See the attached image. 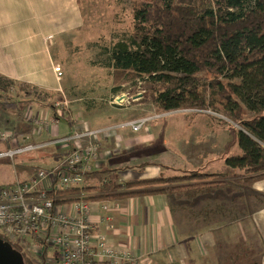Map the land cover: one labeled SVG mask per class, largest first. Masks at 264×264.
Masks as SVG:
<instances>
[{
    "label": "rangeland",
    "instance_id": "1",
    "mask_svg": "<svg viewBox=\"0 0 264 264\" xmlns=\"http://www.w3.org/2000/svg\"><path fill=\"white\" fill-rule=\"evenodd\" d=\"M145 2H149V0H79L83 25L72 34L65 36V41H68L67 38L71 41L69 45L67 43H52L50 47L53 54H56L58 58V60L52 61L50 70H54L52 67H56V65L61 67V74L53 72L58 80H61L59 83L63 86V91L46 92L26 81L27 79L21 80L22 78L20 77L9 78L13 80L14 85L5 92L6 96L18 100V103L17 108L11 112L8 110L9 106L3 111L0 107V133L5 134L7 139L10 140L13 134H16V127L15 129L13 128L14 125H17L15 121H19L18 131H26L25 121L31 127L33 125L34 129H37L40 121L47 117L45 113L49 114L50 121H54L55 125H57L58 121L62 123L68 118L71 125L74 124L75 130L57 139L58 141L70 143L68 148L62 150L63 157L68 153V150H72L76 145L93 143L97 146V149L90 159L92 161L98 156V147L102 143V140L104 141L107 135H111L110 137L116 140L118 133L113 135L116 129L127 126L124 129L135 131L131 134L135 143L134 145H137L134 149H140V146L148 147V151L151 148L168 149L171 152H167L168 156H171L172 159L177 158L181 160V162H175L173 159V163L166 157L165 161H160L159 165H164V174H184L196 170L199 172L215 173L219 176L224 174L231 177L235 176L237 170L233 169L227 159L241 154L234 128L237 127V124H234L228 118L212 109L198 110L197 114L193 113L194 109L159 113L152 97L154 84L149 80L141 81L136 79L123 83L120 86L121 90L117 93L112 88V68L108 64V49L117 39L130 35L133 7L135 4ZM15 30L19 32L18 28ZM38 32L45 33V30L33 26L29 27V30L28 28L25 29V34L30 37L38 34ZM51 37L52 35L48 36V38ZM60 61V64L57 63ZM18 84H20L21 89H19ZM262 90L258 91L255 89L249 94L250 98L256 99ZM236 98L240 99L239 97ZM32 105H35V107H32ZM34 108L40 113L43 111V115H41L43 118H40L41 120L38 119L39 121L32 117L30 120H26L30 112L35 114ZM82 108L88 109L93 123H88L86 118H84L79 110ZM72 111H75L74 115ZM26 114H28L27 117ZM209 114L218 117V119L211 120L212 118ZM198 117L207 118L206 123L204 125H197L195 121L197 122ZM220 117L224 119V123L220 120ZM139 119H145L144 124L138 130H133L132 124ZM170 121L173 123H170V129H168L167 124ZM198 126L206 128L205 131H202V135H198V130H195ZM225 129L229 135H223ZM98 130L100 132L96 135L82 136L83 132H96ZM127 130L125 131L128 136L129 131ZM214 133H216L215 136ZM185 140L188 142V145L187 142L185 143ZM5 144L6 141L0 140V149H6ZM37 145L40 146L38 147ZM45 145H48V142L38 143L28 148V151L15 152L12 156L8 155L0 158V185L15 183L18 179L25 178L18 181L28 180L31 178L28 177L34 170V172H37L39 169L49 168L51 157L46 159L42 152ZM126 148L128 150L133 149L132 143L125 141L120 145H113V147L109 148L110 150L106 149L103 152H99V156H108L112 153L117 154L120 150ZM182 149H187L193 155L190 156L179 151ZM7 150L5 151L7 152ZM220 150H222V153ZM124 153L125 151H121V154ZM143 159L144 162L149 161L148 164H150L148 158L144 157ZM25 165H28L29 168H26ZM146 165H140L137 162L133 165L134 168H137L134 172L138 173V169L142 171ZM172 166L175 169L168 170ZM120 176H123V174H120ZM120 176L117 174L110 178L108 175H102L103 178L99 191L105 190V193L110 194L125 191L124 186L114 189V184H122L125 181ZM91 184L92 181L85 177L82 184L77 187L91 186ZM251 186L248 185V187L244 188L251 191ZM226 193L229 195L228 191ZM87 195L92 194L84 192L74 194L73 196H77L78 199L87 200L83 198ZM88 201L94 202L96 200ZM108 205H111L112 208L111 202ZM211 208L214 211L215 207L213 204ZM259 208V205H256L254 213H258ZM199 221L201 225L195 220L191 226H193L194 231L199 229L203 232L202 220ZM242 222L245 221L241 220L240 223ZM253 222L256 228L244 226V223L240 224L239 228L238 224L232 225L235 226L233 228L228 226L223 227V234H218V242L213 243L214 251L212 249L205 254L203 262L199 264H230L228 258H234L236 254L241 256L234 264H263L264 245L261 241V228L257 227V221ZM107 230L105 232L106 237L111 244L130 249L128 246L114 243L107 235ZM16 242L30 256L41 258L42 248L34 236L24 238L23 243ZM53 248L51 245L48 246L45 253L47 256L45 264H56L57 255ZM130 250L134 257H139L132 249ZM180 253L182 256L183 253L181 251ZM193 256L197 257V254L194 250H191L190 256L184 258V263L194 264L195 258Z\"/></svg>",
    "mask_w": 264,
    "mask_h": 264
},
{
    "label": "crops",
    "instance_id": "2",
    "mask_svg": "<svg viewBox=\"0 0 264 264\" xmlns=\"http://www.w3.org/2000/svg\"><path fill=\"white\" fill-rule=\"evenodd\" d=\"M82 25L83 18L79 0H0V74L9 78L27 79L26 81L46 92L63 91V86L59 83L61 80H58L54 70H50L52 61L58 60L57 55L53 54L50 47L52 43H67L69 45L71 41L68 38V41H65V36L72 34ZM31 26L43 28L45 33L38 32L32 37L27 36L28 32L26 35L25 29L28 28L29 30ZM17 28L19 32H16L15 29ZM41 31L43 30L41 29ZM50 35L52 37L48 38ZM57 63L60 64L61 61ZM7 106H9L10 112L16 109L11 107L10 102L5 104L6 109ZM72 109L76 111L74 107ZM34 110L35 114L31 112L29 115L26 114V117L28 115L26 120H30L31 117L36 120L43 118L41 116L43 111L40 113L36 108ZM79 110L88 123H93L88 109ZM69 111L71 112V110ZM75 111H72L73 115ZM45 114L48 119L47 117L40 119L37 129L25 121V132L17 130L19 121H15L17 125H14L13 128L16 127V134H13L10 140L7 137L3 139L6 141V149H0V153H2L0 158L8 156L3 155L6 154L5 150L7 149V151L21 153L24 150L28 151V148L35 144L48 142L42 152L46 159L51 157L50 167L45 169H52L53 165L63 158L62 150L70 144L57 139L73 132L75 126L74 124L71 125L68 118L62 123L58 121L55 125L54 121H50L49 114ZM209 116L212 118L211 120L218 119L213 115ZM220 120L224 123L222 117ZM206 121L207 118L198 117L195 123L204 125ZM170 123L173 122L170 121L167 124L168 129H170ZM39 126L41 127L39 128ZM124 127L117 128L113 133V135L118 133L117 141L110 137L111 135H107L104 141L102 140L98 150L103 152L113 145H120L125 141L132 143L133 149L128 150L126 148L117 154L104 155L105 157L99 156L98 152L96 159L89 162L91 170L86 172L84 176V179L86 177L92 181L91 186L86 187H94L88 192L89 194H104L106 192L105 190L99 191L102 175H108L111 178L117 174L119 176L123 174L120 178L125 179L122 182L125 183L132 179L143 180L180 174H164V165H159L160 161L167 159L166 157L173 162L174 158L172 159L171 156L167 155V152L171 153L168 149L151 148L148 151V147L141 146L140 149H134L137 145H134L131 134L135 131L133 132L131 129L129 131ZM125 130L129 131L128 136ZM195 130H198V135H202V131H205L206 128L198 126ZM215 135L216 133H214ZM223 135H229L226 129ZM121 151H125V153L121 154ZM179 151L190 156L193 155L187 149ZM220 151L222 153V150ZM144 157L150 160V164H148L149 161L144 162ZM174 161L181 162L177 158ZM137 162L140 165L147 164L142 171L138 169V173L134 172L137 168L133 167ZM25 167L29 168L28 165ZM170 169L174 170L175 167L168 168V170ZM233 169L237 170V174L232 177L224 174L196 181L207 182L224 179L225 181L221 183L133 197L99 199L92 202V206L95 208L98 202L102 201L112 203L109 213L113 217L114 229L107 230L103 227L102 230L104 232L107 230V235L114 243L132 249L139 256L137 264H185L184 258L190 256L191 250L197 254V257L193 256L195 258L194 264H199L203 262L205 254L214 248L213 243L218 242L217 236L223 234L222 228L226 226L233 228L235 226L232 225L238 224L239 228L240 224L244 223V226L256 228L253 221H257V227L261 228V241L264 245V176L249 181L245 179L249 173H245L240 167H233ZM34 171L28 178L36 173ZM248 185H252L251 191L244 188ZM147 188H150V185H140L135 186V188H125V190H145ZM212 204L215 207L214 211L211 208ZM256 205L260 207L258 213H254ZM195 220L199 224V220H202L203 232L199 229L194 231L191 225ZM241 220L245 222L240 223ZM180 251L183 253L182 256Z\"/></svg>",
    "mask_w": 264,
    "mask_h": 264
},
{
    "label": "trees",
    "instance_id": "3",
    "mask_svg": "<svg viewBox=\"0 0 264 264\" xmlns=\"http://www.w3.org/2000/svg\"><path fill=\"white\" fill-rule=\"evenodd\" d=\"M132 12L130 35L117 39L108 49L112 88L117 93L123 83L149 80L154 84L152 97L159 113L180 109H194V114L205 109L218 112L237 124L234 128L241 154L228 158V163L249 173L246 180L263 177L264 0H149L135 4ZM13 83L0 74L2 110L7 102L17 108L18 101L5 93ZM18 87L21 89L20 84ZM255 89L263 90L256 99H251L249 94ZM218 176L192 170L179 175L132 179L115 185L114 189L140 185L150 188L96 193L83 198L113 199L225 181L196 182ZM92 189L71 187L59 194H79ZM75 199L78 197H66L56 199L55 203ZM46 236H34L44 246L41 258H36L0 231V237L22 253L25 264H45ZM240 256L229 257L230 264Z\"/></svg>",
    "mask_w": 264,
    "mask_h": 264
},
{
    "label": "built area",
    "instance_id": "4",
    "mask_svg": "<svg viewBox=\"0 0 264 264\" xmlns=\"http://www.w3.org/2000/svg\"><path fill=\"white\" fill-rule=\"evenodd\" d=\"M54 71L62 72L59 65ZM144 122L139 119L132 129L138 130ZM91 131L82 136L100 132ZM0 138L6 135L0 133ZM96 149L93 143L76 145L52 169H39L28 180L0 185V231L15 243H23L29 236L48 235L46 245L56 249V264H137L139 257L126 247L111 244L102 230L114 229L109 202H99L95 208L82 199L55 203L56 199L77 197L59 192L82 184ZM13 154L9 150L3 155Z\"/></svg>",
    "mask_w": 264,
    "mask_h": 264
},
{
    "label": "water",
    "instance_id": "5",
    "mask_svg": "<svg viewBox=\"0 0 264 264\" xmlns=\"http://www.w3.org/2000/svg\"><path fill=\"white\" fill-rule=\"evenodd\" d=\"M0 264H25L22 253L1 237Z\"/></svg>",
    "mask_w": 264,
    "mask_h": 264
}]
</instances>
